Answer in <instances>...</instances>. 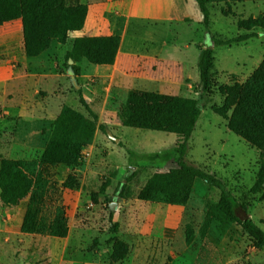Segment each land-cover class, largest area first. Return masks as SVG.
I'll return each mask as SVG.
<instances>
[{
    "label": "rangeland",
    "instance_id": "1",
    "mask_svg": "<svg viewBox=\"0 0 264 264\" xmlns=\"http://www.w3.org/2000/svg\"><path fill=\"white\" fill-rule=\"evenodd\" d=\"M227 17L217 9L210 11L213 35L221 39L237 35L235 19ZM82 35L81 31L72 33L64 45L53 41L40 56L27 58L19 23L0 27V159H38L63 106L91 119L79 103V93L97 117L93 140L83 149L80 163L50 169L55 189L47 200L46 213L51 215L58 204L63 207L67 237L20 233L26 200L13 206L0 193V264H109L114 239L129 247L127 257L117 264H264V252L252 248L238 228L231 238L217 244L199 238L205 206L219 198L218 191L203 182H194L184 207L136 199L151 175L167 171L171 164L131 161L125 149L137 156L168 152L178 139L173 134L122 126L126 95L136 90L196 99L199 50L191 43L203 36L201 25L188 29L175 24L169 36L159 30L150 38L169 46H145L147 53L141 50L145 57L128 62L122 72L114 67L94 68L82 60L76 64L78 75L73 76L65 55L73 39ZM132 44L139 46L138 41ZM185 45L190 49L185 50ZM245 51L235 45L213 49V82L186 152L187 163L220 177L239 203L251 199L249 190L257 176L260 153L231 134L211 108L222 105L218 88L231 85V76L242 84L258 66V57L247 59ZM106 132L124 148L109 140ZM92 194H96L95 201ZM238 216L249 218L264 232V200L252 199L246 213L238 210ZM114 224L117 231L111 233ZM186 225L194 231L189 246L184 242Z\"/></svg>",
    "mask_w": 264,
    "mask_h": 264
},
{
    "label": "trees",
    "instance_id": "2",
    "mask_svg": "<svg viewBox=\"0 0 264 264\" xmlns=\"http://www.w3.org/2000/svg\"><path fill=\"white\" fill-rule=\"evenodd\" d=\"M194 1L202 16L203 33V44L197 47V98L130 90L121 109L122 126L173 134L178 139L175 147L168 152L137 156L125 149L131 161L141 159L171 164L167 171L151 175L137 193L136 199L145 203L184 207L194 182L199 180L219 193L217 201L205 206L206 212L198 231L199 238L209 239L217 244L225 237L231 238L233 230L238 228L241 235L250 239L252 248L264 252V232L249 218L238 216V210L246 213L252 199L258 202L264 200V58L244 83L236 82L233 80L234 76H231V85L219 87L222 105L211 108L212 113L226 122L231 134L260 153L257 176L249 190L251 199L246 203H239L220 177L187 163L186 152L213 82V49L244 42L257 37V34L252 32L230 39L213 35L210 31L209 0ZM87 11V5L80 0H0V27L18 21L24 55L36 58L53 41L64 45L70 34L80 32L85 24ZM221 15L234 16L228 5L221 9ZM236 25L245 32L256 29L264 32V17L243 19L238 16ZM119 46L120 37L116 35L76 37L65 55L66 62H72L67 65V69L70 74L77 76L79 68L76 64L82 60L94 66H112ZM79 103L91 119L63 106L51 124L49 137L38 159H0V193L3 199L13 206L26 200L19 228L22 234L56 239L67 237L68 219L63 207L56 205L51 215H47L46 210L47 200L55 189L50 169L79 164L83 149L91 144L94 137L97 117L80 93ZM98 129L105 133L103 126H98ZM118 146L124 148L120 142ZM100 193H104V188H101ZM95 197L96 194H92V200L95 201ZM116 231L117 224H114L110 232ZM193 240L194 231L190 225H186L185 245H191ZM128 253V245L114 239L109 264L123 261Z\"/></svg>",
    "mask_w": 264,
    "mask_h": 264
},
{
    "label": "crops",
    "instance_id": "3",
    "mask_svg": "<svg viewBox=\"0 0 264 264\" xmlns=\"http://www.w3.org/2000/svg\"><path fill=\"white\" fill-rule=\"evenodd\" d=\"M80 2L87 5L88 8L85 24L81 30L82 36L116 35L120 37V46L114 64L112 66H94V68L114 67L119 72L124 70L128 62L133 64L145 57L141 53V50L144 54L147 53L145 46L152 47V49L156 47L163 49L165 46H169L150 38L156 35L159 30L169 36L171 27L175 24L193 29V27H199L202 21V16L194 0H80ZM110 5H112L111 8ZM226 5L234 14L231 17L235 21L238 16L243 19L264 17V0H209V21L210 11L213 8L221 12V9L226 8ZM252 32L256 33L257 37L233 45L245 49L244 57L247 59L257 56L259 65L264 58V32L259 29L245 32L237 27L235 37ZM136 41L139 42L137 48L132 44ZM195 41L191 43V46L195 47L196 51L197 45H199L197 42H203V36L200 40ZM184 49L189 50L190 45H185ZM156 52L155 50L153 53Z\"/></svg>",
    "mask_w": 264,
    "mask_h": 264
},
{
    "label": "water",
    "instance_id": "4",
    "mask_svg": "<svg viewBox=\"0 0 264 264\" xmlns=\"http://www.w3.org/2000/svg\"><path fill=\"white\" fill-rule=\"evenodd\" d=\"M203 49H205V48L203 47ZM68 64L71 65L72 62L69 61ZM76 88H77V87H76ZM106 134H107L109 140H111L113 143H115V144H118V143H119V140L116 139L115 137H113L109 132H106ZM110 210H113V206H110Z\"/></svg>",
    "mask_w": 264,
    "mask_h": 264
}]
</instances>
